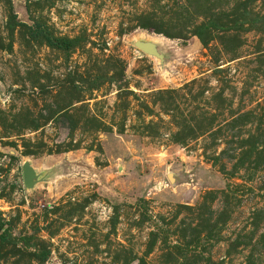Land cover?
I'll list each match as a JSON object with an SVG mask.
<instances>
[{"label":"rangeland","instance_id":"obj_1","mask_svg":"<svg viewBox=\"0 0 264 264\" xmlns=\"http://www.w3.org/2000/svg\"><path fill=\"white\" fill-rule=\"evenodd\" d=\"M0 264H264V0H0Z\"/></svg>","mask_w":264,"mask_h":264},{"label":"water","instance_id":"obj_2","mask_svg":"<svg viewBox=\"0 0 264 264\" xmlns=\"http://www.w3.org/2000/svg\"><path fill=\"white\" fill-rule=\"evenodd\" d=\"M138 47L145 51L146 53L154 54L150 47L147 45L138 44ZM36 175L33 169L27 164L23 166V179L26 186L30 187L35 179Z\"/></svg>","mask_w":264,"mask_h":264}]
</instances>
